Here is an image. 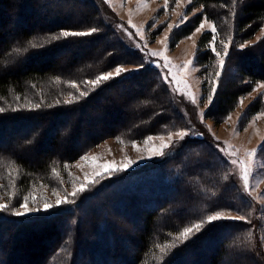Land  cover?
Listing matches in <instances>:
<instances>
[{
	"label": "trees",
	"instance_id": "obj_1",
	"mask_svg": "<svg viewBox=\"0 0 264 264\" xmlns=\"http://www.w3.org/2000/svg\"><path fill=\"white\" fill-rule=\"evenodd\" d=\"M198 7L203 11L178 39L205 16L215 22L219 38L229 32L241 44L264 27V0H193L190 12ZM105 14L122 22L104 0H0V183L6 185L14 171L20 197L52 187L56 176L66 177L108 138L128 142L188 129L153 67L126 71L87 90L85 81L118 66L146 65ZM94 27L99 31L91 35L50 40L61 31ZM212 35L201 36V52ZM16 48L28 51L17 53ZM201 52L198 64L207 77L206 92L215 78L216 57ZM232 52L208 114L217 121H224L240 98L264 82V37ZM207 65L212 68L204 69ZM144 85L148 92L135 96ZM85 91L87 96H79ZM259 101L249 106L250 117L259 112ZM217 144L214 139L188 141L147 167L105 177L74 204L55 212L31 217L0 212V264H26L27 259L31 264H81L84 258L85 264H264L261 226L250 220L205 224L187 241L174 244L184 227L217 210H252V200L241 196L244 192L229 176ZM202 165L206 175L198 173ZM170 244L175 247L169 251Z\"/></svg>",
	"mask_w": 264,
	"mask_h": 264
},
{
	"label": "rangeland",
	"instance_id": "obj_2",
	"mask_svg": "<svg viewBox=\"0 0 264 264\" xmlns=\"http://www.w3.org/2000/svg\"><path fill=\"white\" fill-rule=\"evenodd\" d=\"M104 1L108 4L111 12L122 22L117 21L111 16L109 17L108 14H105V16L108 20H111L114 23L113 28L118 31L122 40L130 46L133 52L139 53L141 58L144 57L145 52L154 51L161 53V56L159 57L148 56L147 60H145L146 65L144 66L153 67L160 73V79L162 83L167 85L175 108L181 116L185 118L188 129L182 127L170 132L172 133L171 140H169V133L152 135L150 136L152 139L147 143H145V141L148 137L143 140L128 142L108 138L83 156H87V159L81 158L77 161L73 165L70 174L68 173L66 177L56 176L52 187L46 186L34 193L26 194L28 197V208L35 209L39 207L41 209L39 213H34L33 215L44 214L47 212L50 213L51 211L55 212L60 207L56 206L57 196L63 199L66 195L72 193L74 188H79L81 184L86 185L88 190L82 194L78 193L77 197L74 198L77 199L81 195L87 193L89 189L105 177L115 174L112 169H108L106 173L103 165L109 164L114 168H123L124 164L130 159L133 163L124 171H132L139 169L142 166L147 167L152 160L160 157L153 156L152 153L153 150L158 149L162 143L169 144L168 148L163 149L165 155H167L174 152L176 148H181L188 141H207L213 140L215 137L214 140L222 146L224 142L231 146V148L227 149V152L233 150L236 152L235 157L226 156L225 153L221 152L226 160L238 159L240 161H245L250 173L249 187L245 190L241 178L243 165H231L228 163L229 168L227 169V172L229 176H231L232 181L238 185L239 189L244 192L241 196L247 198L248 202H251L252 200V210L247 214H238L234 211L226 212L225 214L231 216L244 215L247 220L256 224L260 223V244L264 248V99H262V96H264V88H258V85L264 84V82H258L253 88L257 90H253L251 93L242 97V104L239 101L237 107L230 114V120L225 119L224 121H217L208 118V114H212L210 109L213 108L216 99L214 97L211 106H208L204 99L207 95V91L205 92L203 89V83L206 80V77L200 74L202 67L198 64V54L201 52V50H199V40L203 33L211 32L210 29L215 22L207 19L204 28L201 29L200 32H195V29L199 27L200 23L204 20L205 17H203L199 25L195 27L191 33L185 34L179 39L177 38L184 28L187 30V28L194 24V17L203 11V7H198L190 12L189 7L193 3V0H190V2L189 0H180L178 4L176 3V0H168L167 6H165V0ZM52 4L54 5L55 2ZM44 14L45 12H41L40 16H43ZM129 21H131V24L128 23ZM168 24L172 25L171 29L167 27ZM132 25H135V27H132ZM137 29L142 33V38L141 35L137 33ZM129 32H131L132 35H129ZM165 36H167L168 39H165ZM188 37L191 38L189 39ZM229 37L230 34L228 32L225 34L224 39L219 38L217 29L216 38L218 39H216L215 47L217 51H221V54L223 53L220 41L228 43ZM263 37L264 27H262L253 39L245 44H241L240 41H234L230 38L231 43L229 44V54L225 58L224 68L226 67L227 59L233 53V50L243 51L248 47L257 44ZM161 41H163V43H161ZM145 44L147 45L146 48L144 47ZM86 45L88 44L83 46ZM241 45H245V47L241 49ZM205 46L206 49L201 53L204 54V51H208L211 52L214 57L215 54L211 51L212 45L207 43ZM72 48H74V46H72ZM188 61H192V64H187ZM212 66L207 65L204 69L209 70ZM214 66L216 72L220 71L219 58L217 57ZM118 67H123L126 71H130L139 66L121 65ZM169 69H171L172 74L175 76V82H166L165 80V77L169 75ZM196 69L199 70L197 71ZM112 72L114 73L115 69H113ZM96 86L87 84L86 88L88 91H93ZM208 88L209 82L206 86V89ZM145 92H148L147 86H140L136 89L134 95L138 96ZM189 92L195 96V104H193L191 98L187 96ZM259 99L261 108L258 113L250 117L248 115V108ZM198 110L204 113L203 123H201L200 117L198 116ZM125 112L127 114L129 113V110L125 108ZM126 114L124 113V117H126ZM181 130L189 131V135L183 140L175 135L176 132ZM161 136H163V140L160 139ZM253 150H256V154L254 156H249L248 153ZM207 169L213 168L208 167ZM98 173L100 175H97ZM198 173L200 175H206L203 165L198 169ZM8 176L11 178L8 179L6 185L0 183V203L8 204L10 208H18L19 203L24 196L20 197V193L15 189V172L10 171ZM92 181H95V183H91ZM69 198L73 199L70 196ZM45 202L53 205V207L47 212L43 211ZM19 210L24 211L22 208H19ZM1 213L11 214L9 211H3ZM134 228L140 229L139 223H135ZM195 233L196 232L190 234V237ZM179 234L175 236L173 240L174 244L185 242L176 239ZM254 237L255 236L253 235V238ZM174 244H170L169 251L175 247ZM134 246L135 245L131 244V248ZM127 251L129 250L127 249ZM22 252L23 258H25V254L27 253L25 245H23ZM85 261L86 259L84 258L82 261L83 263L81 264H85ZM26 264H31L29 259H27Z\"/></svg>",
	"mask_w": 264,
	"mask_h": 264
},
{
	"label": "snow or ice",
	"instance_id": "obj_3",
	"mask_svg": "<svg viewBox=\"0 0 264 264\" xmlns=\"http://www.w3.org/2000/svg\"><path fill=\"white\" fill-rule=\"evenodd\" d=\"M179 2H180V0H176L177 4ZM189 2H190V0H189ZM167 4H168V0H165V6H167ZM205 22H207L206 16H205L204 20L200 23L199 27H197L195 29V32H200L201 29L204 28ZM128 23L131 24V21H129ZM132 27H135V25H132ZM167 27L169 29H171L172 25L168 24ZM98 31H99V29H97L95 27L91 28L89 31H61L58 35H53L52 37H50V40L55 41V40H59L62 37L67 38L69 36H87V35H91L93 33H96ZM210 31L213 34L211 37V40H210V44L212 45L211 51L215 54V57L219 58V69H220V71H217L215 73V79H211L208 81L209 82V88L207 90V95L204 97L208 106L212 105L214 97L216 95L217 88L219 86V84H218L219 78H220L221 72L224 68L225 58L229 54V44L231 43L230 38H229L228 43H225L224 41H220V43L222 45V53H223V54H221V51H217L216 47H215L216 34H217V28H216L215 24L212 25ZM137 33H139L141 35V38H142V33L140 32L139 29H137ZM128 34L132 35L131 32H129ZM188 38L190 39L191 37H188ZM165 39H168V37L165 36ZM29 43H30L31 48H37L38 47V45L36 43H32V42H29ZM161 43H163V41H161ZM39 46L42 47L44 45L40 44ZM144 47L146 48L147 45L145 44ZM240 47H241V49H243L245 47V45H241ZM15 51L17 53L27 52L28 48H24V49L16 48ZM148 56L159 57V56H161V53L160 52H154V51L145 52L144 59L147 60ZM187 64H192V61H188ZM143 67H144V64L141 63L139 65V67L133 69V71H139ZM196 70L198 71L199 69H196ZM125 72H126V70L123 67H116L114 73L112 71L106 72L102 75L97 76L94 80L85 81V84H90V85L96 86V85H99L102 81H108L110 79H115L116 77L121 76ZM165 80H166V82H175V76L172 74L171 69H169V75L167 77H165ZM72 87L75 88V87H77V85L75 83H73ZM258 88H264V84L258 85ZM253 90L255 91L257 89H253ZM87 95H88V92H86V91L79 93V96H81V97L87 96ZM187 96L189 98H191L193 104L196 103V98L191 92H189L187 94ZM262 99H264V96H262ZM71 102H72L71 100L67 101V103H71ZM242 102H243V99L241 98L240 103L242 104ZM34 107L38 108L39 105H35ZM3 111H4V109L0 108V112H3ZM198 116L200 117L201 123H203L204 113L202 111L198 110ZM225 119L230 120L231 115H228ZM175 135L178 136L181 140H183L186 136L189 135V131L188 130H181V131L176 132ZM168 136H169V140H171L172 133H169ZM151 139H152V137H148V139L145 141V143H147ZM160 139L163 140V136H161ZM214 139H215V137H214ZM168 147H169L168 143H162L158 149L153 150L152 155L153 156H163V155H165L163 149L168 148ZM216 147L220 152L225 153L226 156H232V157L236 156L235 150H233L231 152H227V149L231 148V146L227 145L226 142H224L223 146L218 143L216 145ZM255 154H256V150H253L252 152L248 153L249 156H254ZM82 158L87 159V156L82 157ZM132 163H133V161L129 159L127 161V163L124 164L123 168H114L112 165H109V164L103 165V167L105 168L106 173H107L108 169H112L113 172H119V171L126 170ZM227 163H229L231 165H238V164L243 165L241 178L243 180L244 188H245V190H247L249 187L250 173H249L248 166H247L246 162L240 161L238 159H229L227 161ZM65 167H67V165H65ZM53 172H55V169H53ZM97 175H100V174L98 173ZM224 179L227 180L228 176L226 175L224 177ZM91 183H95V181H92ZM86 190H88L87 186L84 184H81V186L79 188H74L72 193L66 195L63 199H61L59 196H57L56 206H61L64 204H74L76 202V200L74 198L77 197L78 193L82 194ZM69 196L72 197L73 199H70ZM52 207H53L52 204L45 202L43 211L47 212ZM19 208L24 209V211H20ZM3 211H9L12 215H14L16 217H24V216L31 217V216H33L34 213H39L41 211V209L39 207H37L35 209H29L28 208V197L24 196L22 198L21 202L19 203L18 208H16V207L10 208L8 204L0 203V212H3ZM231 211H232V209H222V210L215 211L214 214H208L207 216H205L201 219L200 223H195L191 227H184L183 230L180 232L179 236L176 237V239H179L182 241H187L190 237V234H192L193 232H199L205 224H211V223H214L216 221L223 220V219L241 220V221H245L246 223L248 222V220L246 219V217L244 215L231 216V215L225 214L226 212H231ZM251 235H252L251 232H249L248 233L249 239L251 238ZM157 247H160V246L157 245ZM160 251L163 253L164 248H160Z\"/></svg>",
	"mask_w": 264,
	"mask_h": 264
}]
</instances>
